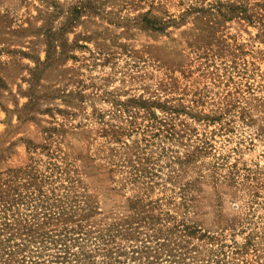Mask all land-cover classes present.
Returning <instances> with one entry per match:
<instances>
[{
  "label": "rangeland",
  "instance_id": "obj_1",
  "mask_svg": "<svg viewBox=\"0 0 264 264\" xmlns=\"http://www.w3.org/2000/svg\"><path fill=\"white\" fill-rule=\"evenodd\" d=\"M0 264H264V0H0Z\"/></svg>",
  "mask_w": 264,
  "mask_h": 264
}]
</instances>
